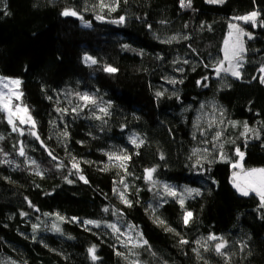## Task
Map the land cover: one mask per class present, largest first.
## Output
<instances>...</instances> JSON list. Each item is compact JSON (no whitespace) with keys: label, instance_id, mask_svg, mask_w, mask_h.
Wrapping results in <instances>:
<instances>
[{"label":"trees","instance_id":"1","mask_svg":"<svg viewBox=\"0 0 264 264\" xmlns=\"http://www.w3.org/2000/svg\"><path fill=\"white\" fill-rule=\"evenodd\" d=\"M254 11L239 78L217 75ZM262 67L264 0H0V75L36 124L20 135L0 112V264H264V207L232 166L264 168Z\"/></svg>","mask_w":264,"mask_h":264},{"label":"snow or ice","instance_id":"2","mask_svg":"<svg viewBox=\"0 0 264 264\" xmlns=\"http://www.w3.org/2000/svg\"><path fill=\"white\" fill-rule=\"evenodd\" d=\"M181 2V6L182 7H190L191 6V0H187V4L185 3V0H180ZM209 2L211 3H223L224 0H209ZM100 7L103 8L105 7V5L103 4V2H101ZM110 11H114L115 7L114 6H108ZM63 16H76L78 18V13L75 10L72 9H65L62 13ZM258 13L257 12H252L246 16H242V17H238L237 19H241L244 20L245 22H251L253 25L256 24V17H257ZM97 19H102V17L97 16ZM114 23H123L124 22V17H121L119 21H113ZM230 29H235L236 30V39L233 42V44L231 45V47H229V43L226 40L225 41V52H224V61H220L218 63V65L215 67L214 71L217 73V75H219L222 71L225 73H230L232 76H235L237 78H239L240 76V72L237 70L239 65V59L242 58V54L244 53L245 49L243 46V42L240 40V36L245 35L246 33L243 32L242 29H240L237 25H230L229 26ZM229 35L231 36L232 33L230 32ZM85 61H91L92 64L96 63V60L85 56L84 57ZM225 61L228 63V67H224V63ZM233 61H236V64H233ZM105 71L107 72H115L116 69L112 68V67H107L105 68ZM260 71L262 73H264V67H262L260 69ZM0 82H2V78H0ZM20 81L19 80H11L8 81V84L11 85H16L17 89L18 86L20 85ZM261 83H264V77H261ZM8 84H5V87L8 86ZM161 95V93H157V96ZM22 96V93H20L18 90H13L11 88H9V91L7 93H4L2 91H0V112H5L7 113V117H8V123L12 126V130L14 132L18 131L20 135H24V132L22 129H18L17 124H16V120H19L20 124H30L31 127L34 129L36 124L35 121L32 119L31 115L28 114V109L20 104H13V98L15 100H20ZM81 100H83L85 102V104H95V100L93 97H90L88 94H83L79 97ZM79 107V106H78ZM76 109H73V111H75ZM66 111V110H65ZM100 111H105V109H100ZM245 131H249V129L247 128V125H245ZM31 135L34 136L37 140H40L39 135L35 132L32 131ZM64 135H66V133H64ZM217 138H219V133H217ZM131 143L135 144L137 147H139V144H137V139H132ZM142 143V141H141ZM42 146L43 143L41 142ZM47 150V149H46ZM198 151V150H196ZM49 156L52 157L53 160L56 159V157L52 154L51 151H48ZM195 155V151L193 153ZM237 154L241 157V159H243V153H241L239 151V149H237ZM19 155L20 156H25V150L23 147H20L19 149ZM109 159H113L112 156L109 157ZM115 159L117 160H127L128 157L127 156H123V157H115ZM32 164H35V161L31 162ZM120 167H125V165L123 163H121L119 165ZM233 168L239 167L238 164H233L232 165ZM73 168H76L77 170H79V165L78 162H74L73 163ZM154 171V169L151 170H147V178H151L152 176V172ZM37 174L40 175L41 173L39 172V169H37ZM245 176V180H244V184L246 186H242L240 183L237 182V175L236 173L233 174V186L237 189V191L243 195V196H248L250 194V192H254L256 194V196L259 197L260 202H261V207H264V168H259V169H251L248 170L246 173H244ZM81 180H84L85 183H87V180H85L84 176H80L79 177ZM71 181H69L70 183ZM121 183H123V181H121ZM165 190L168 191L169 195L175 196L176 193L172 190H170L168 188L167 185H165ZM186 191H188L189 193L191 192H196V194H199L198 190L195 189H186ZM120 197L121 199L124 201V203L129 204L130 202L127 201L124 198L123 193H120ZM184 201L180 200V204L181 206H183ZM105 211H107V209H105ZM22 215H24L22 213ZM192 217V213L190 211H187L183 214V222L185 225H187L190 221ZM60 219H62V217H59ZM160 223H163V221H159ZM85 224H95L96 226H99L98 222L95 221H84ZM35 229V226H33ZM56 228L57 231H59V228L56 227L55 225L53 226ZM109 227H111L113 229V231L115 232H119V229L116 228L115 225H109ZM169 231H172V229H168ZM131 239V237L129 238ZM208 240L210 241H218L217 243H215L214 245V250L217 254L219 255H224L223 253V249L226 247V241L223 238L220 237H216L214 235H210L208 238ZM181 243H187V241L185 240H181ZM144 244H147V241H144ZM205 248L207 247L206 245H203ZM89 254L91 255L93 260H96L97 257L95 255L96 249L93 246L92 248H89ZM118 255H120V253H117ZM134 264H138V261L134 262Z\"/></svg>","mask_w":264,"mask_h":264},{"label":"rangeland","instance_id":"3","mask_svg":"<svg viewBox=\"0 0 264 264\" xmlns=\"http://www.w3.org/2000/svg\"><path fill=\"white\" fill-rule=\"evenodd\" d=\"M256 20H257V17H256ZM248 23H250V21L249 22H245L244 20L237 19V20H235V23H233L232 25H237L240 29L243 30L244 33H246V29L243 27V25L248 24ZM86 26H87V24H86ZM231 33H232V35L230 36L228 34V37L226 39L228 41V43H229V47H231V45L233 44V42L236 39V30L235 29H231ZM244 36L245 35L240 36V40L243 42V46H244ZM236 63H237L236 61H233V64H236ZM224 67H228V63L226 61L224 63ZM237 70L239 71V67H238ZM262 77H264V73H262ZM0 78H2V82H0V91H2L4 93H7L9 91V88H11L13 90H18L20 93H22V91H21V83L18 86V89H17L16 85L8 84V81L19 80V79L10 78V77H4V76H1V75H0ZM5 84H8V86L5 87ZM13 104H20V105L26 107L28 109V114L31 115V112H30L29 108L24 103L23 94H22L20 100H18V101L13 98ZM31 117H32V115H31ZM32 119H33V117H32ZM16 124H20L19 120H16ZM20 125H21V128L23 126H27V127L31 128V129H33L30 124H20ZM35 128H36V126H35ZM238 165H239V167H236L235 170H234V173H236V175H237V182L240 183L242 186H246L244 184V180H245L244 173H246L248 170L244 169L242 162L240 164H238ZM250 195H256V194L254 192H250V194L248 196H250Z\"/></svg>","mask_w":264,"mask_h":264}]
</instances>
